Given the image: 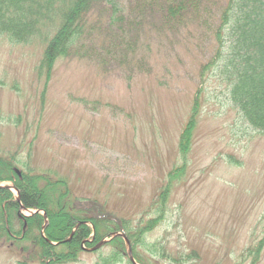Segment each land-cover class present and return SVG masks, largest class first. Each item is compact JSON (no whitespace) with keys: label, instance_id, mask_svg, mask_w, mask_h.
Here are the masks:
<instances>
[{"label":"rangeland","instance_id":"374dc122","mask_svg":"<svg viewBox=\"0 0 264 264\" xmlns=\"http://www.w3.org/2000/svg\"><path fill=\"white\" fill-rule=\"evenodd\" d=\"M188 27L190 43L187 31H158L133 0L104 3L48 80L36 72L41 36L28 44L0 39L1 154L30 156L31 168L66 177L77 195L104 198L117 216H144L169 170L183 162L179 133L201 81L190 36L203 33ZM212 72L199 94L185 173L148 240L171 254L196 251L198 264H253L246 249L263 240L254 264H264V134L240 117L225 80ZM105 244L62 264H94ZM10 247L0 243V264H40ZM138 250L149 264L155 258Z\"/></svg>","mask_w":264,"mask_h":264},{"label":"trees","instance_id":"16d2710c","mask_svg":"<svg viewBox=\"0 0 264 264\" xmlns=\"http://www.w3.org/2000/svg\"><path fill=\"white\" fill-rule=\"evenodd\" d=\"M133 1L140 16L154 20L158 31L167 29L178 36L187 31L186 43H190L185 40L188 26L203 31L190 36L201 58L197 75L201 81L179 133L178 151L183 162L169 170L144 216L130 221L113 214L104 198L75 194L66 177L31 168L30 156L23 161L17 152L8 156L0 152V243H8L19 255L26 252L30 256H24L26 259L40 264L76 262L84 251L82 245L93 247L112 233L121 232L139 264H149V259L142 258L138 249L155 257L150 264H198V252L171 254L166 244L150 241L148 235L166 219L171 186L185 173L206 74L218 71L240 117L264 134V0ZM104 3L116 8L117 0H0V39L28 44L41 36L46 43L36 72L48 80L56 62L68 56L72 41L82 34L92 10ZM10 187L18 191V199ZM22 208L43 211L45 216L40 212L25 216ZM262 243L246 249L253 264ZM104 247L108 252L94 264H131L121 237H111ZM20 264L26 261L22 259Z\"/></svg>","mask_w":264,"mask_h":264},{"label":"water","instance_id":"95a60500","mask_svg":"<svg viewBox=\"0 0 264 264\" xmlns=\"http://www.w3.org/2000/svg\"><path fill=\"white\" fill-rule=\"evenodd\" d=\"M16 194H17V196H18V192H17V191H16ZM18 198H19V197H17V199H18ZM26 211H28L29 214H33V213H36V212H37V210H35V211H31V210H29V209H26ZM115 235H120V236L124 239L125 244H126V247H127V254H128V258H129V260L131 261L132 264H137V263L135 262L133 256H132V252H131V248H130V243H129L128 239H127L123 234H121V233H115L114 236H115ZM106 241H107V239H104V240L100 241L95 247H93L92 249H89V250H94V249H96L98 246L102 245V244L105 243ZM52 244H55V243H52Z\"/></svg>","mask_w":264,"mask_h":264}]
</instances>
